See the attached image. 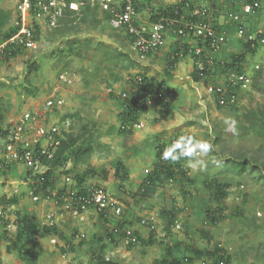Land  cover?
<instances>
[{
	"label": "rangeland",
	"instance_id": "obj_1",
	"mask_svg": "<svg viewBox=\"0 0 264 264\" xmlns=\"http://www.w3.org/2000/svg\"><path fill=\"white\" fill-rule=\"evenodd\" d=\"M177 1L141 0L136 18L138 22L144 19L148 23L151 12L148 9L166 8ZM259 1V14H244L243 20L254 23L256 30H264V0ZM15 4V0H0V7L11 11L10 24L15 17ZM220 4L222 9L216 22L220 28L230 27L231 30L221 29L226 32V43L217 53L210 52V75L197 73L190 54L179 56L175 68L168 67L186 37L167 34L158 51L141 58L125 33L113 29L100 11L87 22L77 20L73 32L60 34L41 23L40 39L35 49L21 50L15 57L0 63L3 120L9 121L26 110L45 118L48 112L42 107L43 103L55 97L57 107L48 116L49 123H64L66 118L73 116L70 119L72 128L69 127L72 132L80 133L82 127L87 126L93 135L95 150L88 162L78 165L69 162L65 167L68 174L64 167L54 170V189L73 190L77 188L76 176H84L82 186L85 189L102 188L122 204L119 217L103 219L92 209L82 218L74 217L56 207L54 202L45 201L42 190L39 194L43 199L34 202L27 194V186L18 182L9 185V181H18L25 173L22 168L14 170L2 186L9 192L17 188L19 194L10 196L15 201L8 200V195L2 200L5 208L10 209L8 215L13 216L14 224L0 237V264H96L102 248L104 258L114 264H156L163 258L166 245L175 244L180 247L174 252L176 257L188 254L190 248L211 249L219 245L231 256V264H264V180L247 173L239 176L221 163V160H236L243 155L254 156L264 163V137L257 135L252 125L256 122L260 129L261 121L264 122V46L246 52L243 64L244 72L256 79L258 88L250 85L239 90L232 106L219 107L214 97L207 93V86L224 84L222 63L234 54L244 53L243 40L235 34L234 25L230 26L232 23H227L228 19L224 17L225 10L229 11L234 5L242 14V0H220ZM246 22L245 27L250 29ZM72 42L74 51L68 47ZM190 46L194 45L190 42ZM105 49L122 51L135 62V66L108 60ZM33 63L36 69H30ZM257 65L263 67L260 75L256 73ZM192 73H196L198 79ZM60 75H65L71 83L62 82ZM140 75H145L150 89L158 91L165 100L152 93L148 110L139 113L135 123L125 124L121 119L124 98L120 94L126 91L131 93L128 97L133 96L135 86L132 84ZM166 100L168 115L164 117L162 106ZM252 115H261L263 120L256 121ZM226 118L238 122V135L225 131ZM122 128L125 130L120 132ZM183 134L212 143L213 150L205 157L206 167L193 170L183 161L181 165L187 168L189 181L178 178L157 183L152 193L143 196L140 187L144 176L157 161V146H167ZM118 162L125 167L126 177L123 172H117ZM67 175L71 177L70 184L64 181ZM213 180L228 186L227 197L220 201L206 187V183ZM206 209L220 210L221 215H217L215 224L207 222ZM162 210L176 215L169 232L165 231ZM17 212L38 224L53 212L56 226L62 233V237L56 236L57 245L50 243L51 236H37L38 247L33 249L36 261L23 259L18 252L21 246L31 248L32 240L26 242L25 237L18 238ZM148 217L156 220L154 244L130 245L122 238L106 234L116 223L124 222L125 227L147 239L149 230L141 221ZM177 224L179 228L175 227ZM81 233L83 239L74 238ZM62 249L65 250L64 258ZM202 262L197 260L194 264Z\"/></svg>",
	"mask_w": 264,
	"mask_h": 264
},
{
	"label": "built area",
	"instance_id": "obj_2",
	"mask_svg": "<svg viewBox=\"0 0 264 264\" xmlns=\"http://www.w3.org/2000/svg\"><path fill=\"white\" fill-rule=\"evenodd\" d=\"M193 2V0H191ZM15 17L12 24L16 28L15 34L6 41H0V51L8 44L21 46L27 50L35 49L38 40L35 39V26H43L48 28H56L59 25L60 19L63 17L65 10H79L86 5L98 6L99 10L106 13L110 26L115 30H122L128 36L134 51L137 55L144 57L148 52L153 54L158 51L165 42V38L172 29L173 33L182 37H193L198 40L201 46L193 44L191 46L190 56L193 58L194 67L199 75L205 74V64H210V52L217 53L226 43V32L219 31L213 28V18L209 13V8L203 1L197 2L192 6L191 17L194 16L199 21L192 18L183 19L182 21L170 17L161 16L159 20L149 25L138 24L136 22L137 0H15ZM189 6V4H187ZM260 4L255 1L252 5L248 4L243 7L244 13H254L255 8H259ZM149 12L151 9H148ZM152 13V12H150ZM230 19L239 21L240 15L234 16L228 14ZM176 26V27H175ZM175 27V28H173ZM235 34L248 44L251 48L264 46V30L259 29L248 32L246 27L237 22ZM182 57V53H180ZM258 65L255 66L258 69ZM224 84L208 85L207 93L212 95L220 106H226L228 103H234L237 97L234 90L230 86H235L239 90L247 89L251 83V77L246 73H236L234 69L223 71ZM60 80L70 84L65 75H60ZM138 79V77L136 78ZM127 92L120 94L126 98ZM57 99L50 97L43 103V108L48 112L46 117L40 116L37 112L26 110L19 115H15L9 121H0V232L8 231L12 227L14 221L8 215L10 209H6L2 204V197L7 198L13 195H18L19 191L14 188L10 192L5 191L3 184L5 179L9 178V174L17 169H24L25 173L18 181H9V185L19 184L28 187V196L34 202L42 200V196L34 191L30 186L35 184L37 176L43 175L48 170V167L43 164L44 158L51 160L55 151L61 144V138H64V133H69L70 119L66 118L63 122L49 123L48 116H51L52 109L57 107ZM63 124V125H61ZM63 169V168H62ZM65 169V166H64ZM7 180V179H6ZM67 184L71 183L70 175L64 177ZM8 187V186H7ZM7 193V194H6ZM57 190H48L44 192V200L54 202L58 207ZM11 198V197H10ZM9 198V199H10ZM8 199V200H9ZM60 199L64 202L60 209L66 210L74 217L82 218L83 214L92 209L96 214H104L105 218L119 217L122 213L121 202L110 196L104 189L90 187L82 192L75 190H66L61 195ZM59 208V207H58ZM54 213L48 214L44 221L40 222L41 226L56 225ZM154 217L144 218L141 224L148 225L151 223V228H154ZM179 228V224L175 225ZM115 233L118 230L112 228ZM111 229V230H112ZM122 239L125 243H136L137 238L133 234V230L127 228L123 231ZM74 238L83 239L84 234H77ZM50 243L57 245V237L51 236ZM65 257V254H62Z\"/></svg>",
	"mask_w": 264,
	"mask_h": 264
},
{
	"label": "trees",
	"instance_id": "obj_3",
	"mask_svg": "<svg viewBox=\"0 0 264 264\" xmlns=\"http://www.w3.org/2000/svg\"><path fill=\"white\" fill-rule=\"evenodd\" d=\"M140 1L141 0H137L136 2V9L140 10ZM195 1V2H194ZM200 1H203L204 3L207 4L208 8H209V13L211 14V17L213 18V28L217 29L219 31L222 30H226V29H230V27L228 28H220L217 24V16H219V11L222 9L221 8V4H220V0H193L194 4H196L197 2L200 3ZM255 1H258L260 4L259 8H255L254 9V15L259 14L260 10H261V2L259 0H242V5L243 7L245 5H252ZM193 2L191 0H178L176 2L175 5L173 6H168L166 8H160L158 10H153V8L151 9L152 14L149 16V22H156L157 20L160 19L161 16L163 17H170V18H174L176 20L182 21L183 19H190L192 18L195 21H199L197 20L196 17L192 16L191 17V8L194 5ZM189 4V6L187 5ZM219 6V7H218ZM232 7H234V9H232ZM237 6H231V9L225 10V15L224 17H227L228 22L227 23H232L230 26L234 25V31L237 28V22H239L240 24L242 23V25L245 27V22L247 20H243L244 14H253V13H242L239 14L237 12V8H235ZM148 9V8H147ZM100 10L98 8V6H92V5H86L85 7L77 10H70L67 9L65 10V13L63 15V17L60 19L59 21V25L55 29V31H57L60 34L66 33V32H73L74 28H75V22L77 20H81V22H87V20L93 19L96 15V13H98ZM243 11V8H242ZM101 12V11H100ZM104 15V18L108 20V16L106 15V13L101 12ZM232 13L234 16L236 15H240L241 19L239 21H235L233 19H230L228 17V14ZM11 11L3 9L0 7V41H6L9 38H11V36H13L15 34L16 28L13 24L11 23ZM109 21V20H108ZM246 23H248L250 25V29L246 28V30L248 32L251 31H255V27H254V23H252L251 21H247ZM229 25V24H228ZM176 27V26H175ZM173 27V28H175ZM225 27V26H224ZM35 39H37L39 41L40 39V31H39V27L35 26ZM222 29V30H221ZM169 34H171L172 36L175 37H179V38H184L182 36H178L177 34L173 33V30L171 29L169 31ZM126 38L129 40L128 36H126ZM186 39V38H185ZM130 41V40H129ZM193 41V44L196 45H200V43L198 42V40H194L193 37H187L186 40H184V43L180 46V49H176V53L172 62L169 63L168 67L170 69L175 68L177 62L180 59V53H182V57L188 56L190 51H191V46H190V42ZM78 41H75V43L77 44ZM131 43V42H130ZM75 45L74 42H72V44L68 47L73 48ZM244 53L242 54H234L231 56L230 60L224 61L221 65L220 68L223 69V71L225 70H229V69H234L236 71V73H245L244 72V68H243V64L245 61V56H246V52H254L256 50V48H251L248 44L244 43ZM80 48V47H78ZM77 49V47H76ZM21 50H26L25 48H22L21 46H17L14 44H8L6 47H4V49H2L0 51V63L4 62L5 60L9 59V58H13L17 55L18 52H20ZM74 51V48H73ZM181 51V52H179ZM76 54H79V52H76ZM104 54L106 55V58L108 60L111 61H115V62H121V63H126L128 67H134L135 66V62L125 53H123L120 50L117 49H113V50H108L105 49L104 50ZM153 55L152 52H148L147 54H145V56H151ZM139 57H141L140 55H138ZM144 56V57H145ZM142 58V57H141ZM192 58L195 59V55H192ZM205 64V74L210 75V71H209V65L207 63ZM263 68V67H262ZM259 68L256 70V73L258 75L261 74V69ZM30 69H36V65L33 63L30 65ZM222 71V72H223ZM167 75H170L169 73ZM193 77L195 79H198L197 74L196 73H192ZM252 80V87L254 88H258V82H256V79L254 77L251 78ZM214 84V83H213ZM220 84V83H219ZM217 84V85H219ZM135 86V90L133 91V96L128 97V95H131L130 92L127 93L126 98H124V102H123V111L121 112V119L122 122L127 124L129 122H136V118L139 115V113H143L146 112L149 108V104H150V98H153V95H151L152 93L156 94L157 96H159L161 100H165V98L163 96H160L158 91H154L150 89V83L149 80L147 79V77L145 75H140L138 77V79H135L134 83L132 84ZM162 85V84H160ZM223 85V84H222ZM231 90H234L233 92L235 93L236 97L238 98V92L239 89L237 87H233L230 86ZM126 93V91H124ZM130 93V94H129ZM147 96V97H146ZM215 103H217V100L214 98ZM231 103L230 105H226V106H232ZM217 105L219 107H223L220 106L218 103ZM169 106V103L167 102V100L165 101V103H163V115L164 117H167L168 113H167V108ZM253 119H255L256 121L258 120H263V118H261L260 116H254L252 115ZM73 116H69V119H72ZM0 121L3 122V116L0 112ZM253 129L255 130V132L257 133V135L264 137V122L260 124V129H258L256 127V122L254 124H252ZM70 128H72V126H70ZM71 130V129H70ZM123 130H125V128L120 129V132H122ZM86 135H89L88 137H86ZM64 138H61V144L59 146V148L55 151V154L53 156V158L51 160H48L46 158H44L42 160L43 164L46 165L48 167V170L46 171L45 174L37 176L35 179V184L32 186H30L31 188H34V191L39 194V191L42 190L44 192H48V190H55L54 189V184H55V180L52 179L53 176V172L54 170L58 169V168H62V167H66V165L69 162H73L75 165L78 164H86L89 160V158L91 157V155L93 154L94 150H95V146H94V142L93 140V135L91 134L89 128H87V126H83L82 127V132L80 133H74L72 131H70L69 133H64ZM176 139V138H175ZM166 145L164 144H160L157 146L156 148V158L157 161L155 162L153 169L151 171H148L147 174L144 176L143 178V182L141 184V194L143 196L149 195L150 193L153 192L154 187L156 186L157 183H165V182H172V181H176L178 178H182V179H186V181H189V175H188V170L187 168L185 169L184 166L181 165V163L184 160L178 161V162H171V161H166L164 159H162V152L164 151ZM222 165H225L229 168V170L237 173L239 176H241L242 174H249L252 175L254 178H257L259 180H264V163L253 157H248V156H239L237 157L236 160H221ZM117 172H123V177L127 176V171L125 169V167L123 166V164L121 162H118L117 165ZM64 172L66 174H68V171H66V169L64 170ZM95 173V172H93ZM76 183H77V188L73 189L77 192H82L84 191V187L82 186L84 183V176H76ZM243 186V185H241ZM206 187L208 190H210L213 194L214 197L216 198V200L220 201L222 198L227 197L228 193L226 191V189H228V186H225L224 184H221L219 181L213 180L209 183H206ZM66 191L65 190H57L58 192V196L56 197L58 200V207H62L64 202L60 199L61 195L64 194ZM15 198V197H14ZM1 199L4 200V197H2ZM13 199V197H11L9 200L11 201ZM12 201H15V199H13ZM220 210H216V209H206L205 210V216H206V220L207 222L211 223V224H215L217 222L218 216L221 215V213L219 212ZM219 212V213H218ZM122 214V213H121ZM219 214V215H218ZM101 218L106 219L104 214H98ZM161 215L164 216L165 220H166V224H165V231L169 232L171 227L175 224V220H176V215L173 212H164L163 210L161 211ZM218 215V216H217ZM15 222L17 223V235L18 238L20 237H25L26 238V242L29 241V239L32 240V247L31 248H27L26 246H22L19 247L18 252L20 254V257H22L23 259H27V260H32V261H36L37 260V256L34 252L33 249H36L38 247V240H37V236L38 235H42V236H58V237H62V233L59 231L58 227L56 225L53 226H41L40 223H35L30 217H27L25 215H21V214H17L15 215ZM152 224L150 223L148 225V230H149V236L147 237V239L142 238L135 230H133V234L135 235V237L137 238V242L136 243H141V244H154L155 243V223H154V228H151ZM125 223H121L118 222L114 225L113 228L118 230V233H115L113 231V229L109 232L107 231L106 234L110 235L113 237V235H115L118 238H122L123 237V231L127 228L130 227H125ZM131 229V228H130ZM4 232H0V237L3 235ZM26 242L24 243V245L26 244ZM136 243H129L130 245H135ZM104 248L101 249V253L96 257V264H114L112 261L110 260H106L104 258ZM180 249V247H178L176 244L175 245H166V248L164 249V255L163 258L158 260L156 264H194L195 261L197 260H202V264H231V256L229 254H227V252L225 251L224 248L220 247L219 245H215L213 248L211 249H198V248H190L188 249V254H185L182 257H176L174 255L175 251H178ZM62 251H64L65 254V250L62 249ZM211 261V263L209 262Z\"/></svg>",
	"mask_w": 264,
	"mask_h": 264
},
{
	"label": "clouds",
	"instance_id": "obj_4",
	"mask_svg": "<svg viewBox=\"0 0 264 264\" xmlns=\"http://www.w3.org/2000/svg\"><path fill=\"white\" fill-rule=\"evenodd\" d=\"M139 10H137V15ZM152 13H150L151 15ZM149 19V17H148ZM138 24L149 25L152 22H138ZM41 30V29H40ZM122 31V30H121ZM225 131L232 135H238V122L233 118L224 120ZM213 150V145L207 140L198 139L195 136L183 134L178 136L170 144H168L161 156L166 161L173 163L184 160L193 170L204 169L206 167L205 157Z\"/></svg>",
	"mask_w": 264,
	"mask_h": 264
},
{
	"label": "crops",
	"instance_id": "obj_5",
	"mask_svg": "<svg viewBox=\"0 0 264 264\" xmlns=\"http://www.w3.org/2000/svg\"><path fill=\"white\" fill-rule=\"evenodd\" d=\"M141 20H144V19H141Z\"/></svg>",
	"mask_w": 264,
	"mask_h": 264
}]
</instances>
